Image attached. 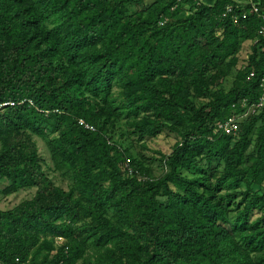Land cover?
<instances>
[{"label":"trees","instance_id":"1","mask_svg":"<svg viewBox=\"0 0 264 264\" xmlns=\"http://www.w3.org/2000/svg\"><path fill=\"white\" fill-rule=\"evenodd\" d=\"M245 1L0 0V185L35 190L0 211V264H264V110L246 115L263 22ZM162 135L156 177L135 150Z\"/></svg>","mask_w":264,"mask_h":264},{"label":"rangeland","instance_id":"2","mask_svg":"<svg viewBox=\"0 0 264 264\" xmlns=\"http://www.w3.org/2000/svg\"><path fill=\"white\" fill-rule=\"evenodd\" d=\"M152 0H145V3H151ZM145 4V5H146ZM144 6L140 5L139 8L142 9ZM250 43L245 45V51L243 52L241 65L245 63L248 58L250 51ZM233 79L231 78L226 83V88L229 89L232 86ZM40 157L44 162V167L46 172L48 173L49 177L54 181V183L58 186L63 188L64 190L68 191L70 189L71 181L65 178L61 173L53 171V163L50 156V153L47 149L46 142L42 141L41 139L36 138ZM176 140L174 136H167L162 135L157 139L150 140L148 145L150 147L149 151H143L142 149L138 148L135 150L137 153H144V156L148 159V165L152 167L153 172L156 177H161L164 174V169L160 162V155L156 154L157 151H160L164 154H171L172 147L175 144ZM8 186V183L5 182L0 185V211H7L11 210L14 207L18 206L22 202L26 200H31L35 195V190H24L18 194L12 196H5L3 194L4 189Z\"/></svg>","mask_w":264,"mask_h":264},{"label":"built area","instance_id":"3","mask_svg":"<svg viewBox=\"0 0 264 264\" xmlns=\"http://www.w3.org/2000/svg\"><path fill=\"white\" fill-rule=\"evenodd\" d=\"M239 4H245V5H250L252 11L258 15L260 17V19L263 22V25L259 31L260 36H264V10L261 7V3H254L253 0H246L245 3H239ZM235 12V8L232 6H228L226 9V13L224 16L228 15V14H233ZM242 18L246 19L247 18V13H242ZM253 76V74H252ZM262 87L264 89V81L262 84ZM6 106H15L14 103H9V104H5L3 106L0 107V111H2L3 107ZM264 110V95L261 97L260 101L258 103H256L255 105H253L249 111L247 112L246 115H248L249 113H255L257 111H261ZM239 118H237L236 116H233L231 118H229L228 120L222 122L219 124L218 129L219 131L227 134V135H232V134H236L239 131ZM81 125L85 126L86 129L89 130H95L93 127H91L90 125L86 124L84 121L80 122ZM58 242H62V239L59 238Z\"/></svg>","mask_w":264,"mask_h":264}]
</instances>
